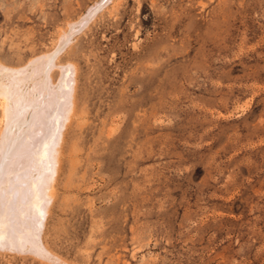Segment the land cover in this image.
Instances as JSON below:
<instances>
[{
  "label": "rangeland",
  "instance_id": "1",
  "mask_svg": "<svg viewBox=\"0 0 264 264\" xmlns=\"http://www.w3.org/2000/svg\"><path fill=\"white\" fill-rule=\"evenodd\" d=\"M1 65L75 112L0 264H264V0H0Z\"/></svg>",
  "mask_w": 264,
  "mask_h": 264
},
{
  "label": "bare ground",
  "instance_id": "2",
  "mask_svg": "<svg viewBox=\"0 0 264 264\" xmlns=\"http://www.w3.org/2000/svg\"><path fill=\"white\" fill-rule=\"evenodd\" d=\"M23 77L0 66V250L23 253L28 249L37 255L41 247L35 224L37 219L36 225L42 223L46 197L50 195L43 185L47 181L51 187L52 169L58 159L53 157L60 139L57 130L70 120L75 102L70 91L57 101L68 90L52 80L44 79L48 99L40 83L35 90L38 95L26 93Z\"/></svg>",
  "mask_w": 264,
  "mask_h": 264
}]
</instances>
